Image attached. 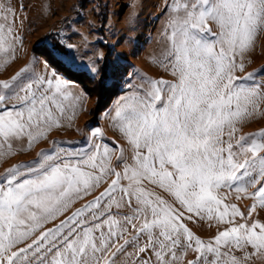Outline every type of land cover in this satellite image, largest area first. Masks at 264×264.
I'll use <instances>...</instances> for the list:
<instances>
[{
  "label": "snow or ice",
  "instance_id": "6c2138e0",
  "mask_svg": "<svg viewBox=\"0 0 264 264\" xmlns=\"http://www.w3.org/2000/svg\"><path fill=\"white\" fill-rule=\"evenodd\" d=\"M170 8L168 46L160 63L175 79L145 77L122 98L113 117L132 146L134 163L125 162L120 172L111 166L108 145L75 151L53 142L35 161L7 168L0 174V264H115L129 244L138 254L150 251L155 257L140 264H177L189 251L197 255L188 264L264 259V223L247 222L257 207L264 208V130L235 137L236 124L264 99V92L247 84L256 73L236 75L264 32V0H172ZM19 42L7 13L0 15V68L15 59ZM47 55L75 66L56 45ZM66 88L56 74L36 76L27 67L0 80V160L14 154L13 142L26 138L31 149L60 126L71 95ZM101 135L98 128L92 132ZM117 159H124L122 149ZM110 175L115 178L98 196L45 228ZM144 181L169 193L178 207L148 191ZM257 184L255 192H247ZM222 189L229 191L222 195ZM232 191L237 199L240 194L253 199L247 217L225 203ZM133 203L132 215H113V208ZM194 216L229 227L204 242L183 222ZM237 217L244 222L237 224ZM124 224L135 230L130 239Z\"/></svg>",
  "mask_w": 264,
  "mask_h": 264
},
{
  "label": "rangeland",
  "instance_id": "374dc122",
  "mask_svg": "<svg viewBox=\"0 0 264 264\" xmlns=\"http://www.w3.org/2000/svg\"><path fill=\"white\" fill-rule=\"evenodd\" d=\"M171 3L172 0H0V15L7 13L8 22L13 25L15 35L20 38V42L15 44V59L0 68V80H7L21 68L27 67L29 73L36 76L51 78L56 74L67 82L65 91L71 94L64 102L66 111L60 117V126L53 127L47 132L46 139L35 143L31 149L27 147L26 138L13 142L14 154L0 160V174L14 165L35 161L37 153L52 149L53 142L75 151L91 150L94 144L108 145L112 150L110 157L112 167L122 172L125 162L132 165L134 163L132 146L115 126L113 117L118 103L122 98L131 95L136 85L145 77L169 81L175 79L160 63L163 60L162 54L168 46L166 29L171 15ZM9 8L11 12H8ZM210 27L218 31L215 25L210 24ZM168 31L170 32V29ZM52 45H56L74 58L75 66L70 69L86 71L91 76L96 75L99 62L108 60V81L109 83L117 81L123 90L113 99L109 108L94 114L96 100L79 84L58 74L49 63L45 64L47 51ZM68 45L72 47L68 48ZM243 63L244 71H237L236 75L256 73L254 80L248 81L247 84L264 92V73L259 72L264 68V32L258 34L252 49L244 54ZM257 104L258 109L253 115L236 124L238 129L235 133L236 138L264 130V99L258 100ZM72 105H75V115ZM97 128L101 130L102 135L93 137L92 132ZM121 149L124 159L118 160ZM114 178L108 176L91 195L75 201L68 212L56 221L46 224L45 228L59 223V220L94 199ZM127 183L122 181L125 186ZM143 186L178 207L170 194L163 189L147 181H144ZM259 187V184L250 186L247 192L253 193ZM228 191L222 189L221 194ZM240 195L241 198L237 199V194L232 191L225 203L235 204L247 217L254 201L250 196ZM135 207L133 203L131 208L125 205L121 209L113 208L112 212L118 219H122L124 216L132 215ZM253 221L264 223V208H256L247 222L251 224ZM183 222L204 242L212 240L219 231L229 227L215 220H201L195 216L193 220ZM242 222L244 221L240 217L236 218L237 224ZM123 226L128 228L126 239L136 234L131 225ZM118 243L123 244V240H119ZM140 243L142 245L144 240L142 239ZM247 251L251 252L252 249L248 248ZM182 253V249L177 250V256H181ZM196 255L195 252L189 251L183 255V259L177 261V264H188V261L196 259ZM234 255L243 257L244 252L234 250ZM149 258L155 261L150 251L138 254L136 247L129 244L114 259L115 264H140L142 259ZM247 264H264V259L253 256Z\"/></svg>",
  "mask_w": 264,
  "mask_h": 264
},
{
  "label": "trees",
  "instance_id": "16d2710c",
  "mask_svg": "<svg viewBox=\"0 0 264 264\" xmlns=\"http://www.w3.org/2000/svg\"><path fill=\"white\" fill-rule=\"evenodd\" d=\"M45 57V55H43ZM46 61L56 70L58 74L64 75L67 79L79 84L81 88L96 100L93 113L106 110L110 107L113 99L122 93V88L117 81H108V60L99 62V67L95 76H91L86 71H75L66 65H60L46 55ZM104 63V64H102Z\"/></svg>",
  "mask_w": 264,
  "mask_h": 264
}]
</instances>
